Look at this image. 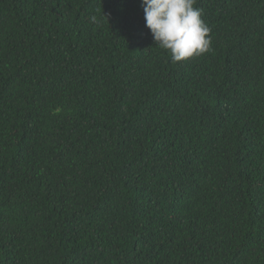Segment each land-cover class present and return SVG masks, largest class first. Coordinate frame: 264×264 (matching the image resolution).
I'll return each mask as SVG.
<instances>
[{
  "label": "trees",
  "instance_id": "1",
  "mask_svg": "<svg viewBox=\"0 0 264 264\" xmlns=\"http://www.w3.org/2000/svg\"><path fill=\"white\" fill-rule=\"evenodd\" d=\"M140 4L0 0V264H264V0Z\"/></svg>",
  "mask_w": 264,
  "mask_h": 264
},
{
  "label": "clouds",
  "instance_id": "2",
  "mask_svg": "<svg viewBox=\"0 0 264 264\" xmlns=\"http://www.w3.org/2000/svg\"><path fill=\"white\" fill-rule=\"evenodd\" d=\"M194 4L195 0H141L146 28L156 45L170 52L173 62L210 50V29ZM91 20L99 22L95 15Z\"/></svg>",
  "mask_w": 264,
  "mask_h": 264
}]
</instances>
